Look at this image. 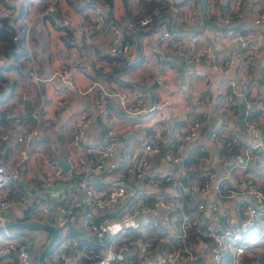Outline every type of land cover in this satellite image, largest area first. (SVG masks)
<instances>
[{
  "label": "built area",
  "instance_id": "2783aa9c",
  "mask_svg": "<svg viewBox=\"0 0 264 264\" xmlns=\"http://www.w3.org/2000/svg\"><path fill=\"white\" fill-rule=\"evenodd\" d=\"M151 1L154 3L148 7H143L138 2L134 6L132 13L116 15L112 11L109 2L102 0H77L78 6H81L79 9L80 14L91 15L94 17L96 23L95 25H89L88 29H85L84 20L74 22L72 24L76 29L74 33L78 37L82 36V42L89 48V44L84 40V36L87 35L92 39L91 44L95 45L93 35L90 33L96 34L99 32L100 35H97H99L100 41L104 45L101 51H99L97 45L95 46L92 59L89 57V54L87 55L90 63L95 62L99 70L101 69V72H109L110 70L106 61H104L105 59L103 60V57H100V55H109L115 57V61H120V57L122 56H119V53L125 58H132L134 56V50H139L145 57L144 44L146 38L151 40L154 46L171 51L174 56L180 57L187 48H192L186 57L187 62L194 60V58L197 59L204 56L207 52L212 55L210 43H207V41L200 43L197 33L179 36L171 32V28L175 23L186 24L193 19V15H196V13H185V11L180 10L175 5L174 0ZM220 1L221 4L225 2V0ZM203 2L206 4L210 0H203ZM78 6L76 7L78 8ZM223 8L225 11L221 16V22L225 27L223 30L215 29L214 34L216 36H225L229 41L234 42V45L231 53L226 55L221 62L213 61L211 65L213 68L225 73L228 70L229 61L232 58H236L239 69H248L254 72L257 64H259L257 59L262 56L261 49L256 42L257 35L251 30L243 31L239 29L234 23L242 15V0H229L228 5H224ZM255 8L256 10L252 20L253 23H258L264 19V0H259V4ZM161 10L166 11V13L161 14ZM3 13H7V11H3ZM43 13L47 15L42 16L51 22L52 20H56V18H60L62 16V7L59 4V0H50ZM10 16L13 17L14 13L12 12ZM131 36L134 40H132ZM35 37L38 39L41 38L40 41L42 43L44 36L42 37L41 31L36 30ZM26 52L27 57L30 58V65L32 67L30 73L32 74L33 80L44 79L47 73H41L39 68L46 65L43 64L46 60L43 61L41 54H37L32 47L27 46ZM111 62H113V59ZM58 65L60 68H64L68 63L63 60L59 61ZM112 66L115 65H111V70ZM190 70L195 75H205L203 70ZM55 73L57 75L56 89L60 95L52 98L51 103L56 106H61L66 103V100L61 97L64 91H66L65 84L70 83V70L60 69L56 70ZM224 82L235 85V87L239 85L236 80L231 78L226 79ZM94 83L97 84L100 93L114 96L119 109L126 114L134 115L152 107L148 105L142 88L133 92L126 90L119 91L102 89L100 83L96 81ZM240 84H244V81L241 80ZM217 85L216 88H218ZM91 87L92 84L88 85L83 91L89 92ZM220 89L218 88V91ZM230 93L232 92L227 93L226 99L230 100ZM102 94L96 93L90 97L92 101L88 104L90 111L84 108L74 120L71 132V142L73 145L81 141L84 127L97 116V111L99 110L97 106H100L103 102ZM237 95L245 103L243 121L248 133H246L244 140L246 141L248 139L249 144H245L244 154L250 149H264V141L260 139V134L257 132L261 126L251 119L253 114H264V93L260 92L255 97L250 98L247 97L245 91H238ZM21 98L23 99L24 95H21ZM209 98V95L203 92L194 98V103L200 104L203 107L210 101ZM42 104L40 103L39 108L43 107ZM221 114L225 118L231 117L230 109L226 106L221 110ZM231 118L232 120L234 119V117ZM204 127L203 122L193 119L184 136L187 139H192L198 136ZM38 131L37 129H19L11 124L7 126L6 130L0 133V137L5 138L8 133H13L16 140L28 142ZM109 132L110 130H107V133ZM222 132L219 129L213 130L211 127L209 139L216 141ZM158 148V142H153L152 144L146 143L140 147L139 155L132 162H127L126 173L124 175H133L130 182L128 180L113 179L104 189H94L89 180V174L95 175L101 167L98 161L94 160L92 164H89L90 162L83 158L77 164L73 165V168L71 167L69 169L70 171L64 174L63 168L58 165L57 160L50 161L48 158H45L46 169L40 181L42 190L46 191L50 189L57 180L69 179L74 176L76 177L75 184L86 195L79 219L84 233L88 238L90 237L92 243H95V247L78 251V254L86 260L85 264H139L143 258H149V249L159 247L157 245L159 241L165 243L168 240H176L175 245L161 246L159 249V259L153 264H176L180 259L190 262V260L196 258L197 253L195 252H197L196 246L198 245H200L201 252L207 256L203 254L204 257L208 258L209 264H223L225 262L226 264H239L240 254L245 247L255 249L258 246H262V243H264V230H262L264 228V204L262 206H253L248 201L246 203L245 201H240V205L236 207L235 211L237 219L230 225L224 224L228 218L220 212L216 201L212 199L210 201H213V203L208 204V207L202 201L201 203L197 201V204L194 206L195 211L201 214V211L206 209L212 215V218L222 214L226 217L225 220H209L208 217L204 220L203 214L198 215V217H193L187 215L182 210L183 203L181 201V195L183 193V187L181 186V176H185L187 179L189 177V188H192L193 192L202 196L209 188H214V191H212L215 192L216 189L217 193L220 194L218 195L221 197L231 194L238 195L239 197L245 196L246 198L252 196L262 197L261 190L257 185L246 181L245 170L247 161L245 164L244 161H239L235 156L228 155L227 157H222V163L224 165L230 167L232 162L235 164L236 170L232 167L231 169L236 176L235 181L239 183L240 187L238 190H234L230 187L224 176L213 181V171H210L206 164L201 163L198 169L194 170L195 167L188 166L177 155H171L170 157L175 163L174 168L170 167L157 174L149 173L148 169L151 160L158 151ZM23 151L25 152L26 150L23 149ZM101 155H112V150L108 148L105 153L100 152L99 156ZM110 166H113V162H110ZM17 174V163L13 162L10 165H6L4 161H0V211L4 212L5 210L15 208L22 204V200H25L24 195L22 197L21 195L8 194L4 190L5 185L11 179H14ZM166 175L170 178L168 183H165ZM107 176L109 177L108 174ZM197 177L198 180L196 179ZM134 181H138L142 187H149L152 191L144 194V197L140 194L134 195V190L137 189L136 185H134L135 183H133ZM186 186H184L185 190ZM162 188H165L167 191L162 192ZM62 199L63 191L57 197L55 207V213L59 223L57 225V239H61V243L64 242L66 236L64 217H68L69 215V210L65 207V201H61ZM112 204L113 206L117 205L113 209V216L108 219H98L99 211L105 206ZM156 209H159L161 212L158 219L153 215ZM46 211L47 204L45 201L39 200L35 207V212H38L37 214L41 216V220H43V214ZM26 215V219L24 214L19 215L20 220L31 221L29 220L31 214ZM256 218H258V221H256ZM161 221L166 223L167 226H162ZM6 222L7 220L0 214V225L3 226ZM257 225L262 228L261 231L254 233L252 239L247 241L243 240L245 232L255 228ZM190 232L196 235V239L192 240L189 238L192 235ZM91 235L94 236V239ZM29 239L27 229L20 228L18 231L12 232L3 227L0 229V252H12L15 258V264H35L29 254ZM74 243V241H70L67 249H61L55 253V264H68L75 259L77 251L72 249ZM135 243L139 245V249L146 250L144 254L138 252V255L143 257L139 261H133L125 256V252L134 246ZM66 244L65 241L62 246L64 247ZM260 251L261 248L258 249V252ZM258 252H255V254H258ZM252 257H257V255H253ZM258 260H253L252 264H257ZM259 264L264 263H261L259 260Z\"/></svg>",
  "mask_w": 264,
  "mask_h": 264
},
{
  "label": "crops",
  "instance_id": "0c3cea01",
  "mask_svg": "<svg viewBox=\"0 0 264 264\" xmlns=\"http://www.w3.org/2000/svg\"><path fill=\"white\" fill-rule=\"evenodd\" d=\"M33 1L41 2L43 0ZM140 1L141 0H108L111 4L112 11H114L116 15L132 13L134 6ZM19 3V0H0V5L8 4L11 6L10 9L13 10L14 15H16L19 10ZM174 3L180 10L185 11V9H192L195 11L197 10V12L196 15H193V19H191L190 22L186 24L175 23L171 28V32L179 36L197 33L200 43L205 41L210 43L212 55L207 52L206 55L187 62L186 57L189 55L192 48H187L180 57L174 56L171 51L166 49L162 50L154 46L151 40L146 38L145 47H147V53L145 52V57L139 50H134V56L132 57L133 60H136V63H133L135 64L134 67L129 70L124 67L127 64L118 67L119 71L115 74L116 78L113 77V79L109 81L113 83V86H119V88L123 90H129L131 84L138 88L140 86L145 93L148 105L152 106L151 108L134 115H129L119 109L115 103L114 96L113 98L104 97L103 109L97 113V116L83 129L82 144L77 148H71L68 144V140L73 120L70 118H74L76 116V111L85 108L88 104L87 99H83L80 94L74 93L68 103L59 107H55L51 102L45 103V107L41 109L42 117L39 122L42 124V130L40 134L31 139L33 143L31 147H29L30 142L27 144L23 142V146H17L16 143L18 141L11 136H9L8 139L0 138V161H4L7 165L11 163L12 160L10 158L13 153L16 155L19 149L26 150V157L23 159L20 177L8 182L4 187V190L8 194L25 196V200H22V204L4 211L3 216L7 222L8 216H10L12 220L16 221L17 219V221H20L21 218L19 215L24 214L26 219V213L29 211H31L29 220L35 222L41 221V216L37 214L38 212H35V207L39 200L45 201L47 204V211L43 214L44 220L45 216L56 214V199L60 192L63 191V199L61 201H65V207L69 210L68 217H64L66 226L64 242L66 241L67 244L63 247L62 244L64 242L61 243V239H57L50 252L44 256L47 264H55V253L58 250L67 249L70 245V241L75 242L74 245H72V249L76 250L77 253L75 259L68 264H85L86 260L78 254V251L81 249H91L92 245L89 243L91 240L84 233L79 219L81 206L86 200V195L84 191L75 184L76 178L61 179L59 182L55 181L50 189L46 191L41 189L39 181L43 171L46 169L45 158L50 159V157H52V154L48 157L46 152H44V141L46 143L49 141L50 147L54 146L57 149L53 157L57 160L58 164L59 160L65 163L67 167H63V169L68 171H70L69 169H71L72 166V164L68 165L69 162H76L79 159H83L85 156L88 157L90 161L89 164H92L97 157L94 150H88L91 148L89 146L97 145L99 147L101 144L111 145L114 155L112 157L103 155L99 160L102 167L99 170L100 175L89 177V180L94 184L95 188L104 189L110 183V179H108L107 174H105L109 171L107 168H110V162H113V179L128 180L130 182L133 175L128 174V176H126L124 175L125 173L118 172L119 165L124 162V158L129 162L134 157H137L140 153V147L146 143L152 144L153 142H158L159 148L151 160L148 169L149 173L157 174L170 167L174 168L175 163L170 157L171 155H177L180 160L186 164H190L192 168L196 167L199 162L209 165L213 171L212 177H216L214 180L224 176L230 187L234 190H238L240 185L236 183V176L231 169L232 167L236 170L235 164L232 162L229 167L222 163V157H227L229 154L230 156H235L239 161H244L245 164L247 161V166H250L249 171L251 173L261 174L264 182V164H261V166H263L262 171L259 170L260 168L258 165L254 164L255 157L251 156V154H256L264 160V157H262L264 150L256 148L251 149L247 155L244 154L243 140L246 138V133H248V131L245 129L244 119H242L241 122L239 121V105L244 101L238 95L231 101L226 99L228 86L224 82L228 78L236 80L239 84L241 80L244 81L246 95H248L249 98L255 97V95L260 92L264 93V19L258 23H253L252 20L256 10L255 7L259 4V0H242V15L234 22L239 29L243 31L251 30L257 35L256 42L261 49L262 56L257 59L259 64H257L254 72L248 69H239L238 60L236 58H232L229 61L228 70L225 73L213 68L211 65L213 61L221 62L226 55L231 53V49L234 45V42L229 41L225 36H216L214 34L215 29L223 30L225 27L221 22V16L225 11L223 6L228 5L229 0H225V2L221 4L220 12L222 15L213 14L216 8L210 6L211 2L205 4L203 0H174ZM63 5L70 9L68 11L71 15H78L80 13L79 9L81 6H78V8L74 7L70 0H66V2L63 1ZM44 19L46 18L44 17ZM64 27L65 29L68 28L65 25ZM39 30L41 31V28ZM68 30L70 31L71 29L69 28ZM70 33L72 37H74V40H67L66 37H61V39L58 40L59 43H55L53 48L51 46L52 51H56L58 60L53 58L49 68L42 66L43 73L47 72L50 76L54 66L56 67L57 63L63 61L64 58H68L70 60L78 59L79 64L85 67L84 70L86 69L85 64H90V74H100L101 76L99 67H97L96 63H90L87 58L84 43L75 33L71 31ZM90 34L93 35L94 43L98 46L99 51H101L103 43L100 41V38L96 41L100 33L97 32L94 34L91 32ZM52 38L55 37L53 36ZM132 40H134L133 37ZM43 52L44 49L41 48V53L43 54ZM161 53L166 55H162ZM102 56L103 55H100V57ZM79 69L81 70V68ZM189 69L203 70L205 75H195L191 70L189 71ZM73 75L75 82L80 86L86 85L89 80L87 73L85 74L79 70H76ZM109 77L112 78L111 75H109ZM51 78L37 81L31 80L36 87L37 99L39 98V101H41L40 97L42 95L46 96L48 93L52 92L53 80ZM53 78L55 79V76H53ZM15 79L17 80V78ZM17 83L19 84V82ZM217 84L222 85L219 91L218 88H216ZM39 86H41V89L38 88ZM20 89L21 87L18 86L13 92ZM204 91H207L211 99L205 106L199 107L198 104L194 103V98ZM14 93L8 96L6 100H0V110H4L6 115H13L18 110H21L20 104H11V100H15ZM35 104L36 103L33 102V106H35ZM225 106L230 109V116L234 117L233 120L231 117L225 118L222 116L221 110H223ZM199 112L201 115L203 114L206 116V118L203 116L202 119L205 127L198 136L187 139L184 134L187 132L188 126L193 119H197V114ZM251 119L253 120L252 117ZM255 119L256 122L261 125L259 118L255 117ZM33 122L30 123V125L24 124V126L31 127ZM208 126H211L213 130L219 129L223 131L216 141L210 140L209 135L205 137L204 132ZM107 127L113 130V135L109 138L106 133V137L103 140V132ZM3 128L4 125L0 123V132ZM257 132L260 134V139L264 141V129L260 128ZM59 143L62 144L61 147ZM224 144L227 147L223 151L222 147ZM232 144L235 145L234 148ZM231 148H233L234 151H231ZM73 151L74 156L71 154ZM194 161L195 164L192 163ZM257 161L258 160L255 159V162ZM98 176L99 180L97 178ZM133 183H135L134 185L137 187V189L134 190V195L140 194L144 197V194L152 191L147 186H140L138 181H134ZM212 190L214 191V188H209L205 195L207 207L208 204L213 203V201L210 200L216 197L219 201L217 207L220 212L228 218L224 224H232L237 219V214L235 212L236 207H239L240 201H247L248 198L245 196L239 197L235 194L221 197L216 189L215 192ZM161 191L164 192L167 190L162 188ZM200 196L202 195L195 192V199ZM116 206L117 205L113 206L112 204L102 208L98 213V219L111 218L113 216V209ZM206 212L209 213L208 211ZM160 213V210L156 209L153 215L158 219ZM161 225L164 227L167 226V224L162 221ZM7 229L16 232L20 228ZM35 233L40 237V240L45 236V233L40 230H35ZM190 234L192 233L190 232ZM47 238L48 237H46V239ZM189 238L194 240L196 239V235L192 234ZM29 240L33 242L32 238ZM45 240L41 242V244H38V250L44 245ZM137 243L125 252V256L133 261L141 260L143 257H140L138 252L144 254L146 251L145 249H139L140 247ZM175 243L176 240H168L165 243L159 241L157 244L159 247L149 249V258H143L139 264L155 263L160 256V247L175 245ZM196 250V257H201V263L198 264H209L208 258H206L207 256L201 252L200 245L196 246ZM29 254L32 261L38 264L36 260L37 252L33 253L29 249ZM203 254L206 257H204ZM195 259L190 260V262L180 259L176 264H193ZM0 264H15L14 254L12 252H0Z\"/></svg>",
  "mask_w": 264,
  "mask_h": 264
},
{
  "label": "rangeland",
  "instance_id": "374dc122",
  "mask_svg": "<svg viewBox=\"0 0 264 264\" xmlns=\"http://www.w3.org/2000/svg\"><path fill=\"white\" fill-rule=\"evenodd\" d=\"M19 1H20V3L18 5L19 6H22V9H23V6H24L23 12L21 13L22 15H20L19 22L22 23V28H23V31H24V36L26 35L25 36V45H26V48H27V46L32 47L33 50H35V52L37 54H41V56L43 57V61L46 60V62L43 63V64H46L45 65L46 68H49L50 64H52L53 58H55L56 60H58V57L56 55V51L55 52L52 51L53 45L55 43H59L58 40L61 39V37H66L67 40H74V37H72V34L70 33V31L74 33V31L76 30L75 27H73V25H72L74 22H80V20H84L85 29H88V26L89 25H95V23H96L95 20H94V17H92L91 15H81L80 13L78 15H71V13L68 11L70 9H68V7H65L66 4H65V6L63 5V1L66 2V0H59V4L62 7V13H61L62 16L60 18H56V20H52V22L50 20L44 19V17L40 16V15H47L46 13H43V11H44L46 5L50 2V0H43L41 2H39V1H33V0H19ZM70 1H71V4L74 7L78 6L77 0L76 1L70 0ZM210 2H211L210 3V6L212 8H216L214 10V13L213 14L214 15H222L221 12H220V10H221V1L220 0H210ZM10 8H11V6L8 5V4H1L0 5V14H8L7 16L12 20L13 18L10 16V14L13 12V10H11ZM3 11H7V13H3ZM190 12L191 13H196L197 10L195 11V10H192V9L191 10H186L185 9V13H190ZM64 25L66 27H68V28L65 29L64 28ZM40 28H41V31H42V37L44 36V38H42V43L40 41L41 38L38 39L37 37H35L36 30H39ZM69 28L71 29L70 31L68 30ZM53 36L55 38H52ZM79 38H80L81 41H83L82 36H80ZM80 40H79V42L81 44V41ZM84 40L89 44V48H88L87 45H85V47H86V56L89 54V57L92 59V54H93V51H94V48H95L96 45H92L91 44L92 43V39H90L87 35L84 36ZM98 40H99V37L96 38V41H98ZM43 42H44V44H43ZM145 45H146V42L144 44V47H145ZM51 46H52V48H51ZM101 47H104V45H102ZM41 48H44L46 52L44 51L43 54H42L41 53ZM159 48H161V47H159ZM161 49L164 50V48H161ZM145 52L147 53V47H145ZM145 52H144V55H145ZM30 53H32V52L30 51ZM26 54H27V52L24 55L18 56L14 60L15 63H18L19 61H22V65H20L18 69L13 68V69L8 70V71H7V69H5L3 71V73L6 74V75H8L9 77H13L14 80H15V78H17V80H15V84H16L15 87L16 88L18 86L21 87L20 90H17L16 92L14 91L15 93L14 92H11L10 93L9 96H11L13 93L15 94V100H13V101L11 100V104H14V105L15 104L16 105L20 104L21 105V108L20 109H22L23 108V105H24V103H25V101L27 99H30L31 102H35L36 103L35 106H33V103L31 105L32 106L31 115H32L33 120H34L33 125H31V127H26L23 124L19 123L18 121L12 120V124L15 125L19 129H26V130L37 129V130H39L36 133L35 136H37L38 134H40L41 133V130H42V124L39 123L40 122V118L42 117V110L41 109L45 107V103L51 102V99L52 98H55V97H57V96L60 95L59 92H58V90L56 89V86H57V81H56L57 75L55 73L56 70H60V69H62V70L63 69L70 70V83L69 84H65L66 91H64V94L62 95L61 98L65 99L66 100V103H68V101L72 97V95L74 93H78V94L81 95V97L83 99H87L88 104H89V102H92L90 100V97H92L96 93L102 94V93H100V89L97 87V84H95L94 81H96L97 83H100L102 89H110V90H113L114 89V90L123 91V89H120L119 86H113V83H111L109 81V80L113 79V77L116 78V76H115L116 72L114 70H111V65H115V66H113V68H115V67H121L122 65L127 64L124 67H126L129 70V69H131V68L134 67L135 64H133V63H136V60H133L132 58H125L120 53L118 54L119 56H122V57H120L121 58L120 61H115L116 60L115 57L110 58V59H107L103 55L102 56L103 57V60L105 59L104 61H106L107 66H108V68H109L110 71L109 72H101V69H100L99 70L100 73H101V76H100V74L99 75L90 74V64H85L86 65V69L84 70L85 67L82 64H79L78 59L70 60L68 58H64L63 60L66 63H68L69 66L66 65V67L60 68L59 65H58V63H57L56 67L54 66L53 72L51 73V75L49 76L47 74V76H44V79H49L52 76V78H51L53 80L52 92L48 93L47 95L45 93L46 96L42 95L40 97L41 98V101H39V98L37 99L38 96H37L36 87L31 82V80H33V77H32V74L30 73V71L32 70V67L30 65L31 63H30V60H29L30 58L27 57ZM161 54L162 55H166L164 53H161ZM112 59H113V62L110 63V61H112ZM11 60H12L11 57H7L6 55H3V56L0 57V61H6V62L9 61L10 62ZM78 66L83 71H81L78 68ZM39 70H40L41 73H43L41 67L39 68ZM76 70L77 71L79 70L80 72H83L85 74L87 73V76H88V79L89 80L86 83V85L80 86V85H78L75 82L73 73ZM112 73H113V76H112ZM109 75H111L112 78H110ZM53 76H55V79L53 78ZM17 82H19V84ZM90 84H92L91 90H89V92L83 91ZM226 85L228 86V92H232V93H230L231 94L230 101L236 97L238 91H245L246 92L245 84H239V85H237V87H235V85L227 84V83H226ZM217 86H218V88H221L222 85L219 84ZM239 86H240V89H239ZM38 88L41 89V86H39ZM139 88H141V87L139 86ZM139 88L136 87V86H134L133 84H131L130 89L129 90L126 89V91L133 92V91L138 90ZM204 93L207 94V91H204ZM21 95H24V98L23 99L21 98ZM33 96H34V98H33ZM102 96H103V102H104V97H112V96H108L106 94H102ZM209 97H210L209 99H211V96L210 95H209ZM7 98L8 97H6V99ZM6 99H4V100H6ZM36 100H37V102H36ZM103 102L101 103L100 106H97V108L99 107V110L97 111V113H99L103 109ZM40 103H43L42 104V106H43L42 108H39ZM88 104L85 106V110L87 109V110L90 111ZM116 105L118 106L117 103H116ZM54 106L55 107H59V106H56V105H54ZM200 106L201 105L199 104V107ZM37 109H39V110H37ZM83 109H80V110L76 111V116L74 118L71 117L70 119H72L73 122H74V120L76 119L78 113L81 112ZM203 116L204 115L203 114L201 115V113L199 112L197 114V120L202 122ZM255 117H258L259 118V121H260L261 125L259 123H257V124H259V126H261V128L264 129V114H262V113L253 114L252 118H253L254 121H256ZM204 118H205V116H204ZM73 122L71 124L70 137H69V140H68V144H69V146L71 148L72 147L73 148H77V147H79L82 144V139L76 145H73L72 144V142H71V132H72ZM30 123H32V122H30ZM30 123H28V125H30ZM6 129H7V127L5 126L2 129V131L6 130ZM107 130H110V132L107 133ZM106 133H107V136L110 138V136L113 135V130L110 127L105 128L104 129V132H103V137H102L103 140L106 137L105 136ZM9 136H11L12 138H15L13 133H8L5 138H1V137L0 138L1 139H8ZM31 139L28 142H24L22 140H16L15 139L16 141H18L16 143V145L17 146H23L24 143L27 144V143L30 142L29 147H31L32 144H33L31 142L32 141ZM44 143H45V144H43V150H44V152H46V155L48 157L51 156L50 154H52V157H50L49 160L50 161L54 160L55 158L53 157V154L55 153V151L57 149L54 146L53 147H50V145H49L50 142L49 141L47 143L44 141ZM243 143H244V146H245V144H249L248 139L246 141L243 140ZM59 144H60V147H61L62 144L61 143H59ZM89 147H91V148H89L88 150H94L96 152V157L97 158L95 160L98 161V162H99V160L103 156V155L99 156V153L100 152L101 153H105V151L108 148H110L112 150V155H104V156H106V157H112L113 156V147L111 145H109V144L108 145L101 144L99 147L97 145H91ZM261 150H264V149H261ZM249 151H251V149L248 150L247 153ZM247 153H246V155H247ZM71 154H73V156H74V151ZM251 156L255 157V159L258 160L257 162H255V159L253 158L254 159V164L258 165V167L260 168L259 170L262 171L263 166H261V164L262 165L264 164L263 158H261L259 155H256V154H251ZM25 157H26V151L24 152L22 149H19L18 154L17 153H16V155H15V153L12 154V157L10 158L12 160L11 163H13V162L14 163H17L18 174H17V176L14 179H11V181L12 180H15V179H18L20 177V175H21V168H22V164H23V159ZM84 158L87 161H89L88 157L85 156ZM135 158L136 157H134L129 162H132ZM81 160L82 159H79L76 162H72L71 161V162L68 163V165L69 164H72L71 167L73 168V165L77 164V162H79ZM192 163L195 164V161L192 162ZM201 163H203V162H199L196 165V167H195L194 170H197ZM10 164H8V165H10ZM58 165L61 166L60 164H58ZM100 165H101V163H100ZM187 165L189 166L190 164H187ZM126 167H127V160H126V158H124V162L122 164H120L119 167H118V172L126 173ZM207 167L209 168L210 171L212 170V168L209 165H207ZM249 167H250L249 165L246 166V170H245L246 181L257 185V187L261 190L262 197L252 196V197H255L256 198V204L255 205L252 204V203H250V201H249V199L252 198V197H249L247 201H248V203H250L253 206H262L264 204V182L262 180V177L263 176H261V174L251 173L249 171ZM43 168H44V166H43ZM101 168L102 167H100V169ZM99 170L95 173V175L89 174V177H94L96 175H100ZM66 172H68V170L63 169V173L66 174ZM190 173L192 174V172H190ZM105 174H108L109 175L108 179H110V182H112L113 181V177H112L113 176V166H110L109 171H107ZM43 176H44V171H43L42 177L40 178V181L43 178ZM196 176H197V174H196ZM165 177H166L165 183H168L170 181V178L168 177V175H166ZM97 178L99 180V176ZM196 179L198 180V177ZM40 181H39V183H40ZM186 181H187L186 182V185L188 186V189H189L188 179L187 178H186ZM91 185H92V187L94 189H97V188L94 187V184L92 182H91ZM181 186L183 187V193L181 195V201L183 203V206L184 205H186V206L187 205H193V207H194L197 204V201H200V203L202 201V203L207 206L206 201H205V195H206L207 192L202 197H200V198H202V200L197 199V201H190L191 199H187L185 201L183 199V196L184 195H187V194H184L186 192V190H185L184 185L182 183H181ZM192 191H193V189H192ZM245 203H246V201H245ZM30 213H31V211H29L26 214H30ZM201 214L204 215V220L206 219V217H208L209 220L210 219H214V220H218V221H222V220H225L226 219V217L223 216L222 214H219V216H217V217L214 216L212 218V215L209 214V213H207L206 212V209H204L203 211H201ZM201 214H199L198 211H194V215H192V216L193 217H198V215H201ZM256 221H258V218H256ZM56 223H57V225L59 224L58 223V220H57V217H56L55 224ZM261 229L262 228L257 225V226H255V228L250 229V230H247L245 232L244 236H243V240L247 241L249 239H252L253 233L254 232L255 233L256 232H260ZM262 230H264V228ZM91 237L94 239V236L93 235H91ZM89 243L92 245L91 247L93 248L94 247L93 245L95 243H91V242H89ZM259 248H261V251H263L264 250V243H262V246H260V247L258 246L255 249H253L251 247H245V249H243L242 252H241V254H240V258H239L240 259V262H239V264H252L253 263V260L252 261H248L247 258H249L250 256L252 257L253 255H256L255 252H258V249ZM254 250H256V251H254ZM260 261H261V263H264V260H260ZM257 264H259V260H258Z\"/></svg>",
  "mask_w": 264,
  "mask_h": 264
},
{
  "label": "trees",
  "instance_id": "16d2710c",
  "mask_svg": "<svg viewBox=\"0 0 264 264\" xmlns=\"http://www.w3.org/2000/svg\"><path fill=\"white\" fill-rule=\"evenodd\" d=\"M106 2H108V0ZM140 3L142 4L143 7H148L152 5L154 2L151 0L149 1L141 0ZM23 9H24V6H23ZM23 9H22V6H19L18 13H16V15L12 17L13 18L12 20L7 15L0 14V57L3 55H6L7 57H11L12 59L10 62L0 61V100L6 99V97H8L11 92H13L14 88H16L15 87L16 79L14 80L13 77H9L8 75L4 74L3 71L5 69L7 70L13 69V68L18 69L19 66L22 65V61L15 63L14 60L18 56L24 55L26 53V45L24 41V31L22 28V23L19 22L20 15H22L21 13L23 12ZM164 13H166V11L161 10V14H164ZM105 57L107 59L113 58L112 56H109V55H105ZM112 70H114L117 73L119 71V68L118 67L113 68L112 66ZM32 103L33 102H31L30 99H27L23 105V108L15 112L13 115H6L4 110H0V123H2L5 127V126L11 125L12 120H16L23 125L33 122V117L31 115ZM226 147L227 146L224 144V146L222 147L223 151L224 149H226ZM232 147L234 148L235 145L232 144ZM233 148H231L232 149L231 151H234ZM262 157H264V152L262 153ZM57 181L59 182V180ZM184 194H187V195H184ZM184 194H183L184 195L183 199L185 201L187 199H191L190 201H197V199L202 200V198H200L202 196L195 199V192H193L191 188L188 189V186H186V192ZM182 210L187 215L192 216L194 215L195 208L192 205H187V206L184 205ZM89 242L92 243V241H89ZM93 246L95 247V244ZM256 255L257 257H249L247 258V260L248 261H252L255 259L264 260V250L258 252V254ZM223 264H226V262Z\"/></svg>",
  "mask_w": 264,
  "mask_h": 264
},
{
  "label": "water",
  "instance_id": "95a60500",
  "mask_svg": "<svg viewBox=\"0 0 264 264\" xmlns=\"http://www.w3.org/2000/svg\"><path fill=\"white\" fill-rule=\"evenodd\" d=\"M245 108V103L241 102L239 105V121L241 122L243 119V110ZM211 126H208L204 132L205 137H208L209 132H210ZM59 164L62 167H67V165L65 163H63L62 161L59 160ZM216 178V177H214ZM181 183L185 186L186 185V177L185 176H181L180 177ZM214 181V179H213ZM212 200L216 201L217 204H219V201L216 199V197H213ZM250 203L252 204H256V198L252 197L250 199ZM0 214L3 215L4 212L0 211ZM56 217L57 215H48L45 216V220H41L40 222H32V221H14L11 219L10 216L7 217L8 222H6L5 224L0 225V229L3 227L6 228H24L28 230L29 236L30 238H32L33 242L30 241L28 243V248L35 253L37 251V256H36V260L38 264H47V262L44 259V256L50 252V250L53 247L54 242L56 241L57 237H58V226L55 224L56 222ZM35 230H40L43 233H45V237L40 240V237L36 235ZM48 237L46 240L45 238ZM44 242V245L38 250V244L41 242ZM201 263V257L198 256L194 261L193 264H198Z\"/></svg>",
  "mask_w": 264,
  "mask_h": 264
},
{
  "label": "bare ground",
  "instance_id": "6f19581e",
  "mask_svg": "<svg viewBox=\"0 0 264 264\" xmlns=\"http://www.w3.org/2000/svg\"><path fill=\"white\" fill-rule=\"evenodd\" d=\"M43 44H44V42H43ZM44 49V48H43ZM44 51H45V49H44ZM46 52V51H45ZM46 54V53H45Z\"/></svg>",
  "mask_w": 264,
  "mask_h": 264
}]
</instances>
